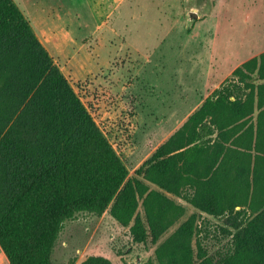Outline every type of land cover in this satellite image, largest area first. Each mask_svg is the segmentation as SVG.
I'll return each mask as SVG.
<instances>
[{"label": "trees", "instance_id": "16d2710c", "mask_svg": "<svg viewBox=\"0 0 264 264\" xmlns=\"http://www.w3.org/2000/svg\"><path fill=\"white\" fill-rule=\"evenodd\" d=\"M252 75L264 80V52L231 73L250 90ZM235 86L232 82L212 92L128 178L27 20L12 0H0V251L7 263L54 264L51 255L62 224L78 213L99 217L107 211L128 227L134 243H155L182 213L162 192L179 196L177 188L186 184L194 187L186 201L199 212L218 217L235 206L247 207L251 218L233 226L224 250L207 256L197 244L195 258L190 247L194 220L189 218L155 248L157 263L264 264V177L257 178L256 165L250 195L232 204L208 202L212 198L204 193L202 175L188 178L202 164V137L209 126L219 137L251 112L245 102L237 104ZM257 134L264 138L263 125L257 124ZM139 200L142 217L136 213ZM80 264L110 262L88 257Z\"/></svg>", "mask_w": 264, "mask_h": 264}, {"label": "rangeland", "instance_id": "374dc122", "mask_svg": "<svg viewBox=\"0 0 264 264\" xmlns=\"http://www.w3.org/2000/svg\"><path fill=\"white\" fill-rule=\"evenodd\" d=\"M12 1L25 20L35 17L28 9L31 0ZM34 2L42 7L38 16L47 23V36L40 40L27 20L29 26L128 178L196 110L188 109L193 90L205 83L211 88L237 81L229 72L264 52V0ZM256 81L253 76L247 82ZM172 119L177 123L167 130ZM140 202L136 213L142 217ZM174 204L182 208L181 216L155 243H134L128 227L117 224L107 211L99 217L75 214L63 222L51 261L80 264L102 257L110 264H158L155 248L189 218L194 220L192 256L197 244L211 256L229 246L233 226L251 218L247 207L212 217L190 204ZM0 264H8L1 251Z\"/></svg>", "mask_w": 264, "mask_h": 264}, {"label": "crops", "instance_id": "0c3cea01", "mask_svg": "<svg viewBox=\"0 0 264 264\" xmlns=\"http://www.w3.org/2000/svg\"><path fill=\"white\" fill-rule=\"evenodd\" d=\"M29 3L28 9H30V13L34 10L36 14L35 17L32 15L31 18L27 15L26 19L36 32V36L40 40H43L47 36L44 32L47 23L44 21L43 16L41 18L38 16L39 12L42 11V7L39 8L34 0H31ZM260 54L253 57L257 58ZM234 69L229 72V75H231ZM234 83L236 84L237 104L240 105L245 102L248 107H251V112L243 119L236 121L234 125H229L223 129L219 137H217V131L209 126V133L204 134L202 137L204 146L199 156L202 164H198V167L190 171L188 176V178L195 180L202 175L204 193L207 197L212 198V200H208L205 197L208 202H218L221 199L222 201L226 200L224 201L227 202L226 204H232L242 199L247 193L249 196L252 186V168L254 165H256L257 178L260 174L262 179L264 177V138L260 139V136L256 135L257 124H261L264 127V80H257L251 90L236 81ZM258 85L261 86L257 87ZM222 87L224 85L220 83L210 88L205 83L201 89L193 90L195 98L189 104L188 109H197L212 92ZM225 87L230 88L229 86ZM199 94L202 96H199ZM229 100L232 101L233 97H229ZM243 121L245 122L244 125L237 127ZM168 123L169 127L167 130H170L171 128L173 129L177 121L172 119ZM205 123L207 124V122ZM172 125L174 126L172 127ZM255 145L257 147L256 150L254 149ZM246 181L248 182L247 185ZM144 184L147 186L151 185L159 190L148 182H144ZM246 186H248L247 192L245 191ZM193 188L186 184L179 185L177 190L181 196H174L166 192L162 193L174 203L188 205L189 203L186 201V198L191 197L189 193H192ZM261 191H264V189ZM255 195L258 196V193ZM261 196L263 197V193ZM221 200L220 202H222ZM236 209H238V206L234 207V210Z\"/></svg>", "mask_w": 264, "mask_h": 264}]
</instances>
